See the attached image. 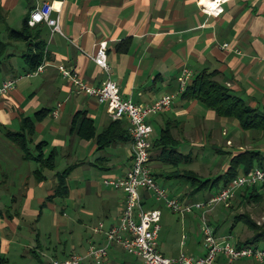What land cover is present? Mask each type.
<instances>
[{
	"label": "crops",
	"instance_id": "0c3cea01",
	"mask_svg": "<svg viewBox=\"0 0 264 264\" xmlns=\"http://www.w3.org/2000/svg\"><path fill=\"white\" fill-rule=\"evenodd\" d=\"M43 2L53 4L52 16L59 18L61 32H53L45 23L32 27L36 40L46 46V56L42 71L30 76V73L25 74L27 65L22 57L28 44L11 42L9 31L20 30L24 20L30 19L31 12ZM0 39L7 46L0 63V85L5 80H15V88L0 97L2 255L10 254L14 245L23 251L25 258L31 255L36 264H50L70 254L84 255L90 246L104 245L106 232L119 223L124 194L117 190L93 191L96 184L90 179L83 181L77 175L85 185L77 182V197H90L93 191L103 206L100 219L103 230L95 233L98 226H94L93 235L71 250L60 240L61 226L69 224L64 221L60 204L71 202L70 176L83 170L81 175L96 172L105 180L124 175L131 164V140L121 138L122 130L127 137L129 135L128 121H119L114 134L117 141L102 150L94 140L81 139L71 130L79 112L92 121L97 135L114 123L105 104L79 93L74 82L65 78L60 70L70 71L81 82L99 88L107 81V75L91 57L100 43H106L111 78L118 84L124 99L147 106L165 95L176 96L169 111L147 119L152 128L149 140L152 171L156 168L162 170L160 175L165 174L164 166L153 157L156 153L153 146L167 124L171 125L172 134L180 144L179 151L191 153L192 160L199 159L209 140L222 141L223 136L230 146L225 147V151L216 146V151L231 158L256 147L252 133L222 128L225 118L218 117L196 99L184 97L186 90L180 92V82L185 71L191 74L190 84L205 70L215 72L214 81L251 108L264 111V0H0ZM226 44L228 48L223 47ZM58 105L61 108L57 117L51 113L35 125L34 144H46L45 156L52 151L57 154L56 169L44 171L45 179L39 181L35 177L37 165L23 159L22 152L7 139L6 132H20L24 118H34L43 110L53 112ZM156 131H159L157 136ZM124 156L126 161H123ZM59 158L70 164L62 171L71 170L67 180L69 194L64 199L49 200L57 186L55 175L62 173L57 169ZM227 168L225 166L224 172ZM155 178L167 189L160 184L163 177L159 180L155 175ZM179 187L188 189L182 182ZM141 194L146 209L160 210L162 214L155 200L143 191ZM36 206L41 212L34 209ZM43 208L51 211L55 235L48 237L41 230L31 229L22 236L21 225L28 227L26 218L37 215L36 220H39ZM105 220L107 225H104ZM43 240L55 245L48 247L50 244ZM162 241L166 248L159 237L158 250L164 256L180 255L181 246L177 250L176 243L169 239ZM104 264H140V259L113 246Z\"/></svg>",
	"mask_w": 264,
	"mask_h": 264
},
{
	"label": "built area",
	"instance_id": "2783aa9c",
	"mask_svg": "<svg viewBox=\"0 0 264 264\" xmlns=\"http://www.w3.org/2000/svg\"><path fill=\"white\" fill-rule=\"evenodd\" d=\"M53 4L43 2L36 7L30 15L28 25L34 27L45 23L53 32H61L59 18H53ZM228 48V45H224ZM106 43H100L97 52L91 59L107 75V81L99 88H93L81 82L70 71L60 69L63 76L70 79L77 86L78 92L96 98L107 106V112L113 122L126 120L130 125L131 137V164L122 176L106 178L103 184L124 194V207L119 223L106 232V243L102 246H90L84 254H72L65 259H54L50 264H104L108 258L109 250L118 246L129 255L140 259V264H214L219 257H224L229 264L243 259H251L264 264V251L254 247H241L231 245L230 237H217L214 230L203 216L204 247L206 254L195 257L181 253L176 258H168L158 250L159 231L161 229V211L148 210L144 207V198L141 192L147 193L156 202H162L173 214L181 216L192 213L195 209H213L216 205L224 203L230 206L235 191L258 186L264 192V170L255 169L249 175L239 176L217 195L206 200L204 204H181L178 199H170L165 188L161 187L152 171L150 162L149 143L152 128L148 124L149 116L165 113L171 109L175 95H165L147 106H139L122 97L118 84L112 80L110 66L107 60ZM264 63V58L262 60ZM43 66L29 75L41 72ZM191 82V74L184 72L180 82V92H184ZM15 88V80H5L0 85V97L9 94ZM61 105L52 112L57 117ZM103 225L95 229L101 233Z\"/></svg>",
	"mask_w": 264,
	"mask_h": 264
},
{
	"label": "trees",
	"instance_id": "16d2710c",
	"mask_svg": "<svg viewBox=\"0 0 264 264\" xmlns=\"http://www.w3.org/2000/svg\"><path fill=\"white\" fill-rule=\"evenodd\" d=\"M29 19H25L22 28L18 31H9V40L11 42L27 43V50L22 55L27 68L25 74L32 73L42 65L46 56V46L44 42L37 41L33 34V28L28 25ZM6 44L0 39V63L3 59V54L6 50ZM1 65V64H0ZM215 72H207L206 70L200 73L187 87L184 97L193 98L204 104L209 110L214 111L220 118L232 119L237 121L239 129L245 133H252L253 141L258 143L252 150L240 152L232 157L228 168L216 178L203 179L192 170L186 169L193 160L191 153L183 154L179 151V142L172 134V127L170 124L165 125L161 131L159 138L154 142L153 148L156 149L155 157L163 166H169L173 170L171 172L157 175L167 180H178L188 186L185 197H193L194 195L204 191L212 190L222 184V188L227 187L234 179L239 176L249 175L255 169L264 170V152L260 150L264 147V111L251 108L245 101L233 95L225 86L214 81ZM52 111H40L34 118H24L20 132H6V137L14 143L22 152L23 159L28 162H33L37 165L35 177L42 181L45 179L44 171H54L56 169V152L52 151L48 156H45V143L34 144L35 125L42 121ZM120 122H114L108 129L101 134H96L94 125L85 114L77 113L72 124V132H75L78 137L84 140H94L98 144V149L102 150L107 145L116 142L114 137L116 128ZM122 141L131 140L130 134L122 130ZM34 146V147H33ZM150 162H152V149L150 150ZM183 167V168H182ZM71 170H65L62 173H57V186L53 195L49 200L60 198L64 199L69 194L67 184L68 177ZM154 175V176H155ZM244 192L239 195L241 202L244 203H259L264 198V192L261 187L254 186L244 188ZM212 197V196H211ZM209 197L208 199H210ZM242 222L247 228L253 231V236L246 239L244 242L239 241L235 246L254 247L258 248V243L264 241V233L254 222H252L247 215L235 216V223ZM218 231L215 229L214 234L218 236ZM71 255V254H70ZM69 255V256H70ZM66 256L62 259H65ZM61 260V259H58Z\"/></svg>",
	"mask_w": 264,
	"mask_h": 264
},
{
	"label": "rangeland",
	"instance_id": "374dc122",
	"mask_svg": "<svg viewBox=\"0 0 264 264\" xmlns=\"http://www.w3.org/2000/svg\"><path fill=\"white\" fill-rule=\"evenodd\" d=\"M152 117V116H151ZM222 128L229 127L231 129L237 130L241 132L239 129L238 123L235 120L225 119L221 125ZM159 131H156V135ZM154 136V138H155ZM223 136V135H222ZM227 136V135H225ZM258 137L257 135H253ZM218 140V138H215ZM223 139V140H222ZM222 141L217 140H209V144L205 146L202 153L198 155V160H193V162L186 169L192 170L197 173L203 179H212L216 178L219 175L224 173L225 166L227 167L230 163L231 157L228 154H220L216 151L218 147L220 150L225 151V147L230 146V142H225L226 137H222ZM258 144V143H257ZM256 144V145H257ZM215 145V146H214ZM253 145V144H248ZM217 146V147H216ZM255 146V144H254ZM222 148V149H221ZM249 148V147H247ZM250 149V148H249ZM248 149V150H249ZM264 152V150H263ZM126 155V154H125ZM123 161H126L124 156ZM30 166H34L33 163ZM69 163L66 164L64 159H58V170L61 172L68 166ZM224 166V167H223ZM35 167V166H34ZM183 168V167H182ZM165 173L171 172L173 169L169 166L163 167ZM83 170L79 173L74 172L70 177V190H71V202H61V209H64V221H68V225H62L61 230V242L68 244V250H71L72 247L80 246L84 244L86 238L93 235L92 228L95 226H99L100 219L102 218V209L103 206L100 205V202L96 199L93 194V191L100 192V191H108L112 190L106 186H104L103 182L104 179H100L97 176L96 172L94 174L86 173L87 175H81ZM153 172L157 175H160L162 170L153 168ZM78 173V174H77ZM163 173V172H162ZM87 181L90 179L92 182L96 184V189H92L91 196L87 197L84 196L82 198L77 197L76 189H77V182L81 183L82 186L84 185L83 181ZM159 180L161 177H158ZM87 183V182H86ZM181 181L178 180H160L161 185H166L168 192V197L170 199H178L181 204L187 203H199L204 204L209 197H213L217 195L223 188L222 184H219L218 187H215L212 190H204L193 197H185V193L187 189H183L182 187H178ZM184 184V183H183ZM185 185V184H184ZM85 186V185H84ZM162 187V186H161ZM243 189H239L235 191L234 198L230 201V206L227 207L224 203L216 205L213 209L209 208H201L195 209L192 213L185 214L183 216L179 214H173L171 210L166 208L162 202H156L159 206L158 209H161L162 212V221L160 223L161 229L159 231L160 242L162 246L165 247L164 241L166 239L170 240L172 243H176L177 250L181 246V253L186 255H193L195 257H202L206 254V249L204 246H201V242L204 241V236L202 233V229L204 226L203 216L206 217L207 223L212 227L213 230H217L219 237H230L231 245L235 246L239 241L244 242L246 239L253 236V231L247 228L242 222L235 223V216L237 215H247L249 216L250 220L254 222L261 230L260 232L264 233V198L259 203H242L241 198L239 195L243 193ZM93 194V195H92ZM58 204V202H57ZM37 211H40V207L36 206L34 208ZM50 209L43 208L42 215L39 220L38 216L36 217H27L26 221H28V227L22 226V236H26L31 229L36 231L41 230L43 233H47L48 237L51 235L54 236L56 230L52 227L51 219H50ZM38 221V222H36ZM29 223H31L29 225ZM104 225H107L106 220ZM31 227V228H30ZM36 233L33 235V240L35 243ZM53 240V238H52ZM46 244L53 247L55 244L48 243L49 240L45 241ZM204 244V243H203ZM53 245V246H52ZM201 246V247H200ZM200 247V248H199ZM260 250L264 251V241H260L257 246ZM166 248V247H165ZM162 248L163 250H166ZM198 253H201V256H198ZM5 264H36V261L32 259L31 255L25 258L24 253L22 250H19V247L14 245L10 254L2 255L0 254V264L1 261H5ZM214 264H229L224 257H219ZM234 264H259L254 260L251 259H243L238 261Z\"/></svg>",
	"mask_w": 264,
	"mask_h": 264
}]
</instances>
